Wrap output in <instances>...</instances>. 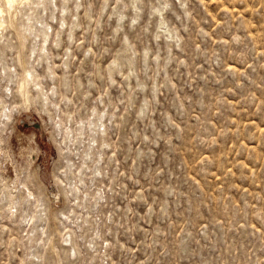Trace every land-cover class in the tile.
I'll return each mask as SVG.
<instances>
[{
	"label": "rangeland",
	"instance_id": "1",
	"mask_svg": "<svg viewBox=\"0 0 264 264\" xmlns=\"http://www.w3.org/2000/svg\"><path fill=\"white\" fill-rule=\"evenodd\" d=\"M0 7V264H264V0Z\"/></svg>",
	"mask_w": 264,
	"mask_h": 264
},
{
	"label": "bare ground",
	"instance_id": "2",
	"mask_svg": "<svg viewBox=\"0 0 264 264\" xmlns=\"http://www.w3.org/2000/svg\"><path fill=\"white\" fill-rule=\"evenodd\" d=\"M17 0H5V3L8 5L9 7V11L12 8V6H14V4L16 3ZM32 0H26L27 3L31 2ZM7 7V6H6ZM4 12V9L0 7V15ZM5 25V21L1 19L0 16V29ZM43 29V28H42ZM41 29V30H42ZM44 35V34H43ZM42 38V37H41ZM28 76H31L30 73L25 74L24 78L21 81V86H20V90H21V95H22V99L24 100V103L28 102L29 100V88H28V84L30 83V80L28 78ZM21 98V97H20ZM31 98V96H30ZM22 99H20L22 101ZM31 101V100H30ZM28 104V103H27ZM21 105V104H20Z\"/></svg>",
	"mask_w": 264,
	"mask_h": 264
}]
</instances>
